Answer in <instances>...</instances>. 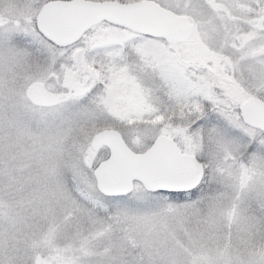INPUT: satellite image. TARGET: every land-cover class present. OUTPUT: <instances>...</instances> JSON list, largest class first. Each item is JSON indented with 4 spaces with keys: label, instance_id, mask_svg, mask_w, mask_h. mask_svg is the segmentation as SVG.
<instances>
[{
    "label": "snow or ice",
    "instance_id": "6c2138e0",
    "mask_svg": "<svg viewBox=\"0 0 264 264\" xmlns=\"http://www.w3.org/2000/svg\"><path fill=\"white\" fill-rule=\"evenodd\" d=\"M0 264H264V0H0Z\"/></svg>",
    "mask_w": 264,
    "mask_h": 264
}]
</instances>
